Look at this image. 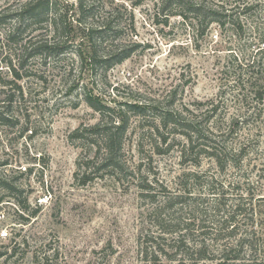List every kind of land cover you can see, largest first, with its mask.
Listing matches in <instances>:
<instances>
[{"label":"rangeland","instance_id":"374dc122","mask_svg":"<svg viewBox=\"0 0 264 264\" xmlns=\"http://www.w3.org/2000/svg\"><path fill=\"white\" fill-rule=\"evenodd\" d=\"M95 1L107 11L112 4L123 5L114 7L122 26L121 43L137 47L107 73L99 69L93 74L88 66L81 72L78 60L67 58L65 64L74 69L63 77V64L49 61L45 66L37 60L27 66L45 79L16 80L24 98L16 93L9 121L0 122V251L7 252L0 264H154L152 240L167 246L169 240L159 238L170 237L159 222L197 217L194 210L211 199L210 178L231 183L229 196L242 189L246 195L251 188L264 197V105H257L253 95L242 99L234 81L238 62L231 54L238 52L242 62H247L243 57H261L256 52L258 35L264 34V4L250 16L237 9L244 32L236 34L237 24L223 27L216 22L204 32L198 20L179 15L176 6L167 9V19L165 13L157 14L161 0ZM194 1L213 7L225 2L230 8L257 0ZM16 4L0 0V12ZM3 32L0 28V52ZM5 60L0 55V105H7L12 92L3 85L12 79ZM86 93L113 110L103 116L90 106ZM127 102L150 108L144 115L127 114L130 126L119 153L120 171L98 169L99 162L92 161L96 145L73 132L101 121L110 127L120 111H126ZM165 110L183 112L202 127L214 128L213 136L230 147L247 143L248 162L241 170H221L207 154L194 155L198 149L182 158L185 136L160 123ZM232 119L239 125L235 134H230ZM79 165L93 169L83 176ZM9 179L16 188L6 191L3 184ZM260 203L255 235L262 257L264 201ZM34 210L36 216L27 219ZM179 259L161 254L158 262L181 264Z\"/></svg>","mask_w":264,"mask_h":264},{"label":"trees","instance_id":"16d2710c","mask_svg":"<svg viewBox=\"0 0 264 264\" xmlns=\"http://www.w3.org/2000/svg\"><path fill=\"white\" fill-rule=\"evenodd\" d=\"M16 3L13 9L9 8L0 12V28L4 31L0 55L6 58L5 62L12 75L11 80L3 82V85L11 88L12 92L7 95L8 98L11 97L7 105H0L1 124L9 121L10 105L16 93L24 98V88L18 85L16 80L32 76L45 79L42 76L44 74L35 70L34 67L28 68L29 63L41 60L45 66L49 61L63 64L60 73L66 77L74 69V66L70 67L69 62L65 64L66 59L71 58L74 62L78 60L81 72L88 66L93 74H98L99 69L107 73L111 67L127 59L137 47L134 43H121L122 26L116 20L119 11H114V7L119 9L123 5L112 4L113 9L107 11L101 10L99 2L95 0H77L75 4H70L66 0L65 2L62 0H16ZM261 3L264 4L258 0L247 1L244 5L236 4L226 8L225 2L213 7L207 6L205 2L194 0H161L160 11L157 14L165 13L168 19L170 13L167 9L176 6L178 10L180 9L179 15L186 18L191 15L198 20L205 27L204 32L216 22L223 27H226L227 23L237 24L233 30L236 34H240L244 32V29L239 23L242 13H238L237 9H243L244 15L250 16V11ZM256 28L260 30L258 24ZM257 45L256 53H260L261 57L256 58L254 55L250 58L243 57V61L247 62H242L238 52L233 50L231 53L236 54L233 55V59L238 62L239 67V70L235 72L234 81L235 87L243 95L244 102L253 95L257 105H264V34L258 35ZM72 55L74 59L70 57ZM232 64L234 65V61ZM74 85L71 84L70 88L75 89ZM85 97L90 106L103 116L107 114V111L113 110L90 93H86ZM149 108V104L127 102L126 111L121 110L118 120L110 122V127L107 126L108 122L101 121L93 126L78 128L73 134L79 135L88 145L91 141L96 145L92 161L99 162L98 169L110 167L120 171L118 170L120 169L119 153L123 150L124 136L130 126V118L127 114L132 112L144 115ZM159 121L165 128L173 127L185 136L187 144L181 150L182 158L191 157L188 152L194 153L198 149L194 155L207 154L221 170L229 166L241 170L248 162L247 143L230 147L227 141L213 136L214 128L202 127L200 123L185 116L183 112L165 110L160 114ZM237 124L236 120H231L230 134L236 133L239 126ZM91 167L79 165L78 172L85 176L92 171ZM10 180L4 181L6 191L16 188ZM208 182L212 196L208 205L202 204L194 210L197 217L190 221L179 217L171 223L165 220L163 221L166 223L159 222L163 232L170 233L169 238L160 235L159 239L163 242L169 240V244L164 246L162 242L159 243V240H152L151 246L155 248L151 252L153 263L159 264V255L165 254L170 255L171 259L177 260L180 257L181 264L186 259L194 260L195 263L202 262V264H264V252L262 257L257 254L259 245L255 235L259 231L257 218L262 216L260 202L264 201V197L257 196L256 191L251 188L246 190V195L242 189L237 194L229 196L226 188L230 187L231 183L227 186L226 183L213 177ZM2 201L3 198H0V202ZM24 211H27V208ZM36 214L37 210L29 212L27 219L35 217ZM6 253L0 251V259Z\"/></svg>","mask_w":264,"mask_h":264}]
</instances>
